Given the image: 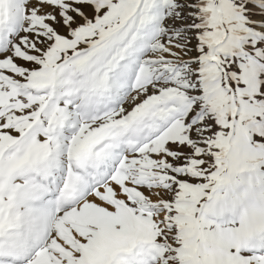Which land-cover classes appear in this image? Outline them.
Wrapping results in <instances>:
<instances>
[{
	"label": "snow or ice",
	"instance_id": "obj_1",
	"mask_svg": "<svg viewBox=\"0 0 264 264\" xmlns=\"http://www.w3.org/2000/svg\"><path fill=\"white\" fill-rule=\"evenodd\" d=\"M0 264H264V0H0Z\"/></svg>",
	"mask_w": 264,
	"mask_h": 264
}]
</instances>
